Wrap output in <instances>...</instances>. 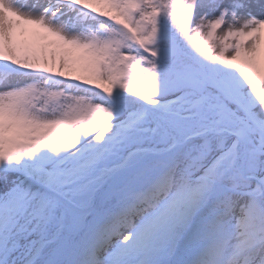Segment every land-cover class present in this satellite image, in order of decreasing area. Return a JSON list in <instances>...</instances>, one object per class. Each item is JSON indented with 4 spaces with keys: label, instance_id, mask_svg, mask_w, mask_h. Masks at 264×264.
Returning a JSON list of instances; mask_svg holds the SVG:
<instances>
[{
    "label": "snow or ice",
    "instance_id": "6c2138e0",
    "mask_svg": "<svg viewBox=\"0 0 264 264\" xmlns=\"http://www.w3.org/2000/svg\"><path fill=\"white\" fill-rule=\"evenodd\" d=\"M0 264H264V0H0Z\"/></svg>",
    "mask_w": 264,
    "mask_h": 264
}]
</instances>
